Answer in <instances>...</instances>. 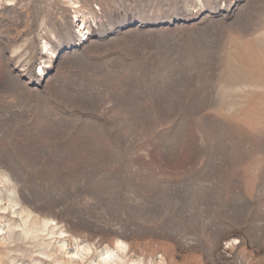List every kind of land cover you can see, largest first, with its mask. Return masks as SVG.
Listing matches in <instances>:
<instances>
[{
	"label": "rangeland",
	"instance_id": "374dc122",
	"mask_svg": "<svg viewBox=\"0 0 264 264\" xmlns=\"http://www.w3.org/2000/svg\"><path fill=\"white\" fill-rule=\"evenodd\" d=\"M3 177L0 264H264V0H0Z\"/></svg>",
	"mask_w": 264,
	"mask_h": 264
},
{
	"label": "bare ground",
	"instance_id": "6f19581e",
	"mask_svg": "<svg viewBox=\"0 0 264 264\" xmlns=\"http://www.w3.org/2000/svg\"><path fill=\"white\" fill-rule=\"evenodd\" d=\"M3 181V184L6 183L7 179H5L4 177L0 180V182ZM13 191H11L12 193ZM14 193V192H13ZM3 195L0 194V202L1 200H3ZM8 199V204L9 203H15L14 205H12V208L15 206V205H18L19 204V201L17 199V197L15 195H10L7 197ZM8 206V205H7ZM7 206H2L0 204V224L2 223L1 220L4 218V219H7V220H10L11 222H8V224L6 225V228L5 227H2L0 225V231H2L4 228L6 229L5 232L3 234H0V244H5L7 242H12V241H16V240H21L23 241L25 238H22L20 236V233L16 230V228L18 227V225H16V223H14V216L16 215H20L21 213H23L22 211V207L19 206L18 208L14 209V210H11L12 213L10 215H8L7 213L9 212H5L6 211V208ZM10 211V212H11ZM23 221V219H22ZM26 224V222H25ZM47 222L46 221H43L42 223L38 220H33L32 222H30V224H28L27 226H25L24 228H22V232L23 234L27 235L28 232H32V231H43V230H47V228L51 231H49V233L51 234L52 233V229H53V226H49L47 227ZM33 229V230H32ZM29 236V235H27ZM24 237V236H23ZM26 237V236H25ZM27 238V237H26ZM31 238V237H30ZM32 239V238H31ZM28 244H31V241L30 242H26ZM62 246H60V249ZM117 249V248H116ZM60 251V250H59ZM75 255H77V253H75ZM112 253H108L106 251V254L105 255H101V261H102V264H112V262L110 261V257H111ZM71 258V257H70ZM81 259V258H80ZM112 259V258H111ZM58 261V260H57ZM74 262V261H73ZM72 263V261H71ZM118 262H116L115 264H117ZM98 264H101V263H98ZM118 264H125L122 262V260L118 263Z\"/></svg>",
	"mask_w": 264,
	"mask_h": 264
}]
</instances>
